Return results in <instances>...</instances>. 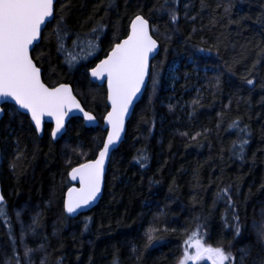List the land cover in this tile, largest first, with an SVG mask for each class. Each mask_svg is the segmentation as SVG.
<instances>
[{
  "label": "trees",
  "instance_id": "trees-1",
  "mask_svg": "<svg viewBox=\"0 0 264 264\" xmlns=\"http://www.w3.org/2000/svg\"><path fill=\"white\" fill-rule=\"evenodd\" d=\"M137 16L159 43L149 85L102 199L73 218L70 173L97 157L109 110L88 72ZM32 56L100 125L74 118L54 141L52 125L40 138L3 106L0 264H178L196 234L235 264H264V0H57Z\"/></svg>",
  "mask_w": 264,
  "mask_h": 264
},
{
  "label": "snow or ice",
  "instance_id": "snow-or-ice-1",
  "mask_svg": "<svg viewBox=\"0 0 264 264\" xmlns=\"http://www.w3.org/2000/svg\"><path fill=\"white\" fill-rule=\"evenodd\" d=\"M53 3L54 0H0V99L10 98L21 109L28 110L38 129L44 114L49 116L55 114L56 131L52 133L55 137L63 128V109L69 104H76L75 98L71 96L67 87L54 90L46 88L41 83L39 68L29 56V47L38 39L41 25L45 23L46 18H51L53 15ZM147 32V21L138 16L133 25V35L123 44L117 45L111 56L92 72L94 77L103 79L105 73L108 77L114 106L113 112L108 116L112 133L108 136V143L103 151L100 152V158L73 172V179L79 175L85 187L79 192L74 189L69 193L67 205L69 213L89 205L100 191L103 163L109 145L119 140L120 132L123 130L124 115L133 96L143 83L148 53L156 46V42ZM76 107L79 105L76 104ZM85 116L89 121L94 119L87 113ZM2 200L3 197L0 196V202ZM261 238L264 239V233L261 234ZM205 251L217 258L214 264H223L224 260L229 259L219 249L208 248ZM199 256L198 251L197 257H187L181 264H186L187 259H196Z\"/></svg>",
  "mask_w": 264,
  "mask_h": 264
},
{
  "label": "water",
  "instance_id": "water-1",
  "mask_svg": "<svg viewBox=\"0 0 264 264\" xmlns=\"http://www.w3.org/2000/svg\"><path fill=\"white\" fill-rule=\"evenodd\" d=\"M56 3H57V0H54L52 17L51 18H46L45 23L41 25L38 39H36L33 42V44L30 45V47H29V56L32 59V61L35 64V66L37 68H39V70H40L41 83H43L44 86L46 88H48L49 90H54V89L60 88V87H67L68 89H70L71 96L75 98L76 104L79 105V107H76V104H69L63 109V112H64V115H63V128L61 129V132L56 134L55 137H53V135H52L54 141H58L59 139H61L66 134L67 126H68L69 122L72 119H74V118L82 119L83 122H84V125L86 127H88V128H97L100 125V121L96 118V116L85 109V107L83 106L81 101L75 95L74 89H73V87L70 84L62 83V84H59V85L54 86V87H51V86L47 85L44 82V80H43L42 69L36 64V62L33 59L32 52H33L34 48L41 42L43 31L45 30L47 25L49 23H51L53 21V19H54ZM137 17L132 22V25H131L130 32H129L128 36L126 38H124L123 40H121L116 45H114V47L108 53V55L105 58H103L102 60H100L99 62H97V64L95 66H93L88 72L90 80L93 83H96L99 86H105L106 87V90H107V103H108L109 110H108L107 114L105 115V117H104V119L102 121V128H103L104 131H106V135H105V139H104L102 148L100 149L97 157L95 159H93V160L87 161V162L75 167L70 173V180L73 183V186L66 193L65 202H64V208H65V212L69 216H71L73 218H76V217H78L81 214L88 213L89 211L94 209L99 204L100 200L102 199L103 194H104V189H105L106 174H107V171H108V168H109L110 161H111L114 153L119 149L121 144L124 142L125 137H126V133H127L128 123H129V121H130V119H131V117H132V115H133V113L135 111L136 106L142 100V98H143V96H144V94L146 92V89H147V87L149 85L152 63H153V60L157 57V55L159 53V43L156 40V38L153 36L152 30H151V25H150L149 21L147 19H145L143 16H139V17L143 18L145 21H147V25H148L147 34L152 40H154L156 42L155 49L148 53L147 69H146V74L144 75V78H143V83L140 85L139 91L136 92L135 95L133 96V98L131 100V103L128 106L127 113L124 115V118H123V130L120 132L119 140L116 141L114 144L109 145V151H108V153H107V155H106V157L104 159V163H103V174H102V177H101L100 191L97 194L96 199L94 201H92L89 205H87L85 207H82L80 209H77L76 212L69 213L67 211V205L69 203V193L73 192L74 189L76 190V192H79V190H81V189H83L85 187L84 183L79 179V175H77L76 179H73V175H72L73 172L76 169L81 168L85 164H90V163H94L95 161H97L100 158V152L103 151L104 146L108 143V136L112 133V125L108 123V116H109L110 113L113 112V107L114 106H113V103H112V91H111V89L109 87V84H108V77H107L106 73H105L103 79L98 78V77H94L92 75V72L94 70H96L97 68H99L100 65L111 56L113 50L117 47V45L123 44L124 41L128 40L129 37H131L133 35V25L136 23ZM6 104L14 106L19 112L27 115L29 117L30 121H31V124L35 128V130H36V132H37V134H38V136L40 138H42L43 135H44L45 125L46 124L52 125V127H53L52 133L56 131L57 117H56L55 114L52 115V116L44 114L41 117V126L38 129L36 124H35V121L32 119L31 113L28 110H26V109H21L19 107V105L16 104L15 101L11 100L10 98H2V99H0V123H1L2 118L5 115V111H4L3 106L6 105ZM81 109H82V111H81ZM85 113L91 115L92 117H94V119L89 121L86 118ZM1 161H2V150H1V146H0V166H1ZM0 196L3 197L2 202H0V206H1L4 203V200H5L4 199L3 187H2L1 180H0ZM74 198H75V193L73 194V199Z\"/></svg>",
  "mask_w": 264,
  "mask_h": 264
},
{
  "label": "rangeland",
  "instance_id": "rangeland-1",
  "mask_svg": "<svg viewBox=\"0 0 264 264\" xmlns=\"http://www.w3.org/2000/svg\"><path fill=\"white\" fill-rule=\"evenodd\" d=\"M170 78L172 80L176 79L175 69L172 70ZM208 248L213 250L217 249L205 243L203 234H196L192 236L186 241L184 245L183 256L179 260L178 264H181L182 261H185L187 257H197L198 251L200 252L199 258L187 259L186 264H214V260L217 258L212 253L205 251V249ZM221 251L229 257V259L223 261V264H235V258L233 257L232 253L225 252L223 250Z\"/></svg>",
  "mask_w": 264,
  "mask_h": 264
},
{
  "label": "bare ground",
  "instance_id": "bare-ground-1",
  "mask_svg": "<svg viewBox=\"0 0 264 264\" xmlns=\"http://www.w3.org/2000/svg\"><path fill=\"white\" fill-rule=\"evenodd\" d=\"M105 58V57H104Z\"/></svg>",
  "mask_w": 264,
  "mask_h": 264
}]
</instances>
